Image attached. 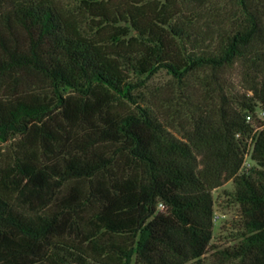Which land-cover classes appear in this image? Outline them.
I'll return each instance as SVG.
<instances>
[{"label":"trees","instance_id":"obj_1","mask_svg":"<svg viewBox=\"0 0 264 264\" xmlns=\"http://www.w3.org/2000/svg\"><path fill=\"white\" fill-rule=\"evenodd\" d=\"M256 108L264 0H0V264H203L227 181L243 232L216 259L264 264V123L239 174Z\"/></svg>","mask_w":264,"mask_h":264},{"label":"rangeland","instance_id":"obj_2","mask_svg":"<svg viewBox=\"0 0 264 264\" xmlns=\"http://www.w3.org/2000/svg\"><path fill=\"white\" fill-rule=\"evenodd\" d=\"M226 80L225 92L229 96L235 94L246 93V86L243 83V79L240 75L239 67L236 65L232 69L227 70L221 75ZM194 84L193 96L199 97V87L196 79L189 80ZM148 91H155L159 100L160 98H173L172 104H175L178 100L177 94L180 92L177 89V84L164 71H158L155 75L150 77L147 81ZM193 86V85H192ZM198 90V91H197ZM250 95L249 92L246 94ZM195 98V99H196ZM184 118V116H182ZM264 123L263 119H256L251 128L250 134L246 135L244 138L245 150L242 158V164L239 169V174L248 175L251 171L260 170L259 167L251 159V151L253 138L255 133L259 130L257 126ZM181 127L184 125V121H180ZM182 132L180 127L175 125V129L171 130V133L178 137L179 133ZM16 145V138H9L5 142H0V162L5 163L13 155V151ZM234 190L231 181H227L221 187L213 190L211 192L212 198V229L211 238L209 241V250L203 257V264H230L227 262H219L216 259V254L220 250L229 249L234 247L239 241V235L243 232L242 221L240 219L239 207L235 204L231 198V194ZM134 264V262L132 263Z\"/></svg>","mask_w":264,"mask_h":264},{"label":"built area","instance_id":"obj_3","mask_svg":"<svg viewBox=\"0 0 264 264\" xmlns=\"http://www.w3.org/2000/svg\"><path fill=\"white\" fill-rule=\"evenodd\" d=\"M264 118V108H256L254 114H246L245 122L249 125H253L256 119ZM238 137V135H236ZM159 209H162L161 205H159Z\"/></svg>","mask_w":264,"mask_h":264}]
</instances>
